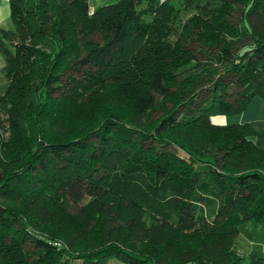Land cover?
<instances>
[{
	"label": "trees",
	"instance_id": "1",
	"mask_svg": "<svg viewBox=\"0 0 264 264\" xmlns=\"http://www.w3.org/2000/svg\"><path fill=\"white\" fill-rule=\"evenodd\" d=\"M10 5L0 264H244L239 226L264 227V150L230 118L264 97V0ZM110 87H129V117L101 104ZM62 115L80 129L48 136ZM58 218L82 237L44 225Z\"/></svg>",
	"mask_w": 264,
	"mask_h": 264
},
{
	"label": "rangeland",
	"instance_id": "2",
	"mask_svg": "<svg viewBox=\"0 0 264 264\" xmlns=\"http://www.w3.org/2000/svg\"><path fill=\"white\" fill-rule=\"evenodd\" d=\"M8 86V79L6 76V71H4L3 69L0 70V95H2L6 88ZM116 87V86H113ZM116 90H114L113 92L112 87H110L109 89H102V93H101V97L103 99L102 101V105L104 106H117L118 108H123L124 110L126 109L128 115L127 117H129V110L127 109V106L130 102L129 100V87H121L120 88V92H121V96L120 95H116V91L119 92V90L117 88H115ZM90 92L87 91L84 95L85 98V102L82 99H80L79 103H89L90 106L92 107L94 103L89 102V97H90ZM78 103V104H79ZM77 104V105H78ZM108 104V105H106ZM159 111H155L152 115V118L155 119L158 117L159 115ZM4 119V118H1ZM73 120V119H72ZM66 117L64 115H62L60 118L56 117V118H52V120L50 119L47 122V126H48V136L51 135H56L57 133H61V132H65V133H69L71 134V132H75L77 130L80 129V126L78 123V121H75ZM90 121V120H89ZM213 122L215 124H220L224 122V119H221L218 117H214L213 118ZM126 124H129V122H126ZM129 126V125H128ZM84 132V131H83ZM12 132V128L10 126V124H8L7 122H2V127H1V134L3 138H8L9 136H11ZM73 134V133H72ZM14 136H17L18 138L22 139L21 136H19V134H14ZM95 139V138H94ZM23 142V141H22ZM181 155L186 156V154L182 153L180 151ZM45 222V226L50 229L51 232H56V233H65L64 235L66 236V238H73L75 240L79 239L82 237L81 231L79 228L77 227H72L69 226L66 232L63 231V228L66 226V220H61V219H49L44 221ZM61 228V229H60ZM239 230H240V235L238 237L237 240V249L239 251V253L243 256H246V260L244 262V264H251L250 259H249V255L251 252H258L260 254L264 255V227L262 226H256V224H254L253 222H247V223H243L239 226ZM71 235H73L72 237H70ZM62 238V237H61ZM128 241L130 240L129 236H128ZM133 240H135L137 246H144L147 243V240H152L153 242H159V238H157L156 236H152V235H135L133 238Z\"/></svg>",
	"mask_w": 264,
	"mask_h": 264
},
{
	"label": "crops",
	"instance_id": "3",
	"mask_svg": "<svg viewBox=\"0 0 264 264\" xmlns=\"http://www.w3.org/2000/svg\"><path fill=\"white\" fill-rule=\"evenodd\" d=\"M119 1L120 0H89V4L91 10L94 11L100 6L114 4ZM157 1L161 2V0ZM13 26L10 0H0V35L1 30H11ZM5 67L6 59L0 50V70L3 69L5 71ZM230 120L253 123L258 132V134L254 137V140L257 142L259 147L264 150V97H256L246 110L237 116H232Z\"/></svg>",
	"mask_w": 264,
	"mask_h": 264
},
{
	"label": "built area",
	"instance_id": "4",
	"mask_svg": "<svg viewBox=\"0 0 264 264\" xmlns=\"http://www.w3.org/2000/svg\"><path fill=\"white\" fill-rule=\"evenodd\" d=\"M164 1H166V0H161V2H164ZM93 12V11H92Z\"/></svg>",
	"mask_w": 264,
	"mask_h": 264
}]
</instances>
